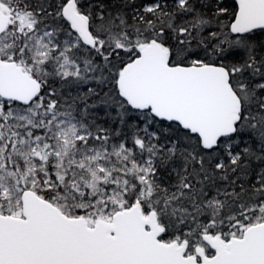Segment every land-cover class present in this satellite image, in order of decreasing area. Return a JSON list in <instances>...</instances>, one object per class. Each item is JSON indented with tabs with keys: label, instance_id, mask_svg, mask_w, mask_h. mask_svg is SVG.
I'll list each match as a JSON object with an SVG mask.
<instances>
[{
	"label": "snow or ice",
	"instance_id": "6c2138e0",
	"mask_svg": "<svg viewBox=\"0 0 264 264\" xmlns=\"http://www.w3.org/2000/svg\"><path fill=\"white\" fill-rule=\"evenodd\" d=\"M0 264H264V0H0Z\"/></svg>",
	"mask_w": 264,
	"mask_h": 264
}]
</instances>
